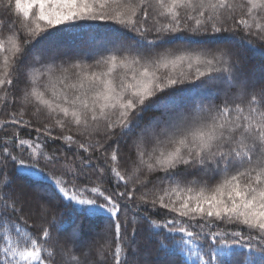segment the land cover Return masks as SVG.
<instances>
[{
  "label": "trees",
  "instance_id": "obj_1",
  "mask_svg": "<svg viewBox=\"0 0 264 264\" xmlns=\"http://www.w3.org/2000/svg\"><path fill=\"white\" fill-rule=\"evenodd\" d=\"M133 3L138 0H132ZM232 3V0H228ZM14 3V1H13ZM242 3L244 0H236L235 15L239 16ZM154 11L149 20V27H160L166 22L165 17L158 15L159 6L153 0ZM111 10H119L116 5L109 6ZM185 9H181L183 16ZM264 14V13H262ZM255 12L250 19L257 20L259 25L264 26V18H255ZM21 15L13 13L12 19L15 21L16 29L25 39H30L29 28L35 29L32 26H27L25 19ZM249 17H247L248 20ZM230 31L223 34L221 39L236 40L233 42V47L230 55H225L224 58L232 63H240V57L234 55L239 47H242L249 52L255 51V59H248L245 68H235L240 77L248 82V84L256 81L254 76V67L260 65L264 70V41L256 40L251 46L247 40H241L245 36L244 28H239L237 31H231V21L228 22ZM139 26V25H137ZM11 25L8 24V18L3 17L0 23V40L5 42V51L0 52V78L4 77V73L11 72L14 84L11 91L6 90V85L0 87V147L7 145L9 149L13 148V139L18 137L27 141L24 146L26 151L20 152L17 149L13 154L18 156L17 161L13 162L9 158L7 164L3 158H0V168L3 169L2 176H0V204H4V197H14L15 191L28 194L31 199V194L42 198L44 201V208H47L46 217H40L39 212L31 202L17 203L18 208L23 209V213L17 212L13 216H8L6 213H0V250L11 245L18 250L29 248L31 240L37 239L40 245L45 249L42 255L47 258L48 252L54 253V257L48 261V264H83L85 260L88 264H92L93 260L102 262V264H114L115 247L119 243L121 247L120 257L127 261V264H206L207 255L211 252L210 245L213 239H217L216 255L220 256L223 264H261L264 261V241L258 238L252 239L249 230L235 221L225 220L220 223V227L214 228L212 231L220 234L213 237L208 228L203 229L204 234H208L207 242L204 241L203 236L200 240L194 238L190 240L189 244L185 245L182 239H189L180 233L169 234L167 227L161 230L159 227H153L151 222L145 223L144 217L150 216L155 220L157 225L165 224L167 218L175 217L177 220L185 221L182 226L187 227L192 223L191 220L178 216L174 212H170L167 208H161L159 202L154 206L152 200L159 195H165V203L171 204L177 197L186 199L189 195H196L203 193L204 196H212L216 194V190L224 184L225 179H230L231 170L228 173H215L207 171L204 167L198 166L195 169L184 171V166L179 165L177 169L176 181L169 184L167 181L163 182V188L167 189V194L161 191L162 182L157 177H162L163 172L149 171L148 165L155 164L156 157L161 152L165 155L177 146L173 141L178 137H162L157 134V126L155 123H164L166 121V111L161 105L165 104L170 110L178 107L185 112L181 117L189 116L187 112L191 111V116H199L201 110L207 111L216 105L223 103L225 93L221 81H212L208 83L196 81L191 79L196 73L197 65L193 64L191 68L186 66L178 67L177 74L174 77H189L184 83L178 85L176 88H170L164 92L157 93L153 101L155 103L149 104L147 107L141 106L143 109L137 117V126L130 134L131 138H136L135 144L130 145L128 141L127 146L121 145L119 160L116 164L111 161V151L106 155H101L100 152L94 149L85 153L83 149L78 147V144H72L62 139H52L44 136L43 133H37L35 126L44 127L48 125L53 131L54 135L58 137L72 135L77 136V129L72 124L71 120L65 121V127L61 130L59 124L50 118L48 110L41 106V111L37 112L35 108V101L33 104L24 105L20 101V96L25 90L29 93L32 87L40 92H45V98L51 96V88L59 89L63 92L64 86L58 83L59 79L68 77V82L77 81L78 78L74 75L77 69L73 65L79 64L82 66L81 71L88 73L96 72L98 74L106 72L110 64L103 63V60L109 56L115 55L117 57L116 67L113 69L110 79L113 86L120 88L121 82H131V77L135 73L143 70L145 67L158 68L161 70L164 64V58H161L162 53L167 50H173L178 45L168 43L167 40L158 47L155 51L149 53L146 43L141 40L135 32L129 31L127 27L122 26L113 21H88L78 22L70 25H60L55 29H45L44 32L35 36L28 46L25 53V58L21 61V66L13 72V61L16 57L14 48L10 51L8 46L9 29ZM59 30V36L53 37L52 32ZM115 33V36L111 35ZM149 38L152 33H147ZM15 39L20 47V41L16 38L15 33H12V40ZM141 42L139 49L134 51L126 50L119 46L120 43L129 45L131 43ZM47 43L48 47L55 45L63 49H70L72 47L85 48L87 45L97 46L103 44V51L89 52L84 55H77L69 53L68 51L58 55L53 60L44 59L42 51L37 50L38 46ZM46 46V47H47ZM196 49V45L192 46ZM211 50L213 52L227 51L220 43L212 44ZM182 54V50L175 51ZM256 52H259V56ZM32 58L34 63H29V58ZM167 59V58H166ZM7 60V63L5 61ZM139 61L135 63L134 61ZM97 61H102L97 64ZM123 62V63H122ZM256 64V65H254ZM141 65H145L143 68ZM88 66V67H84ZM206 70V65H200ZM27 69V72H25ZM63 69H68V72H63ZM51 70L54 74L50 77H41L40 73ZM177 70V69H176ZM39 71V72H38ZM262 76L261 72H256L255 75ZM25 75L27 76V83L32 87L25 89ZM164 81L165 79H161ZM120 82V83H119ZM102 86L97 85V88ZM264 85L257 86L259 90ZM229 92V90H228ZM223 94V95H222ZM69 97L73 95L71 90L68 91ZM229 96L231 93L229 92ZM16 98L13 103V98ZM31 98V97H30ZM111 110H109L110 112ZM175 111V110H174ZM20 112H24L21 117ZM170 113V111H169ZM167 113V114H169ZM22 119L32 127L14 125L11 123L12 117ZM115 119V116L112 117ZM155 122L154 126L152 123ZM99 135H93L91 139H86L83 136L79 140L86 146L95 145L97 142L113 144L115 137L105 139L104 137V120L99 122ZM141 129L146 130L143 138H141ZM119 131V129H117ZM138 135V136H137ZM145 140V141H144ZM18 143V140H17ZM39 143L40 147L36 145ZM115 145L113 144V147ZM139 153H143V162L137 158ZM24 158L25 165L21 167L19 158ZM45 156L49 159H45ZM51 157H55L59 164L53 166ZM129 157H131L129 159ZM116 166L122 175L128 180L127 190H131L133 182L137 176L141 180L147 178L151 181L147 187L141 184H135L136 191L131 202L127 197L119 198L115 193L125 191L122 182H119L115 174L111 172V168ZM214 168L215 166H211ZM32 171H35L33 174ZM37 171V174H36ZM63 171L65 174L60 175ZM53 173H57L56 178H53ZM245 178H241L243 182ZM59 181L57 183L56 181ZM118 183L120 186L118 187ZM61 186L67 189L69 197L75 195L78 199L94 198L97 202H103V197L112 195L114 199H118L121 205V213L119 222L121 225H127L122 228L120 237L115 235L114 222L111 221L109 215L104 211L97 210L93 214H88L83 211V206L74 201L65 198L60 192ZM179 188V192H174L173 189ZM92 188H97L98 191L93 193ZM191 188V193L188 189ZM222 199H227V188L222 189ZM30 194V195H29ZM147 196V200L141 199L142 196ZM11 203V200L7 201ZM207 207V204H204ZM208 219V218H206ZM33 220L37 221V225H33ZM44 221V226L49 227V236L44 237L43 232H37L36 228ZM201 223L203 221H200ZM213 223H217L213 221ZM91 228L96 232V235L89 240L88 244L82 245V248L76 249L70 238L67 236L71 230L75 232V237L87 239L91 234ZM19 229V232H17ZM133 230L135 233L133 235ZM200 231V229H197ZM243 231L244 235L238 237L240 241L250 240L251 248L247 245L240 247H227L233 241V232ZM226 235L227 239L223 236ZM28 237L26 240L25 237ZM165 237H168L167 239ZM131 239V243H130ZM91 253V255H89ZM75 257V259H73ZM201 257H204L202 262ZM3 260V253L0 251V261ZM16 264H36L31 260H24L17 257Z\"/></svg>",
  "mask_w": 264,
  "mask_h": 264
},
{
  "label": "snow or ice",
  "instance_id": "obj_2",
  "mask_svg": "<svg viewBox=\"0 0 264 264\" xmlns=\"http://www.w3.org/2000/svg\"><path fill=\"white\" fill-rule=\"evenodd\" d=\"M28 3L35 8V11L31 13V16L34 17L32 23L35 24V34H33V29L29 28L30 39H25L16 29L12 15L14 11L22 12L27 21L29 19L28 8H22L21 0H15V3L13 0H0V23H2L3 17H7L8 24L11 25L7 42L12 44L16 53L13 72L21 66L28 44L45 29H55L60 25L67 26L78 22L113 21L140 36L141 40L146 43L149 53L155 51L166 40L168 43L178 45L182 49V54L176 55L169 63L175 66L187 62L189 68L193 64L197 65L196 73L191 79L201 81L203 78L202 82L204 83L221 81L228 85L231 96H229V92H226L222 104L207 111L202 109L199 116L181 117L163 130L165 136L171 134L173 137H178L173 141L177 146L174 151L166 155L161 152L156 157L155 164H149L148 168L150 172L164 173L157 179L162 182L161 191L165 194H167V189L163 188V182L167 181L172 184L176 181L179 165L184 166L185 172L198 166L215 173H228L231 170L230 179H225L224 184L212 196L197 193L194 196L189 195L186 199L177 197L171 204L165 203V195L156 196L152 200L154 209L159 202L161 208H167L170 212L191 220L192 223L187 227L182 226L185 221L177 220L175 217L167 218L163 225H157L150 216H145L144 222H151L153 227H159L161 230L167 227L169 234L180 233L187 236L189 239L181 241L185 245L189 244L193 238L200 240L202 236L207 242L208 234L203 233L204 228H208L213 237L219 236L220 234L212 230L220 227V223L225 220L238 222L249 230L252 239L258 238L264 241V87L257 90L234 71L236 65L224 58L226 54H231L233 42L227 38L221 39L224 33L230 31L228 22L231 21V31L235 32L241 27L244 28L245 36H242L241 40H247L250 46L256 40L264 41V26L249 24L247 20V17L253 15V12L256 16L264 18V14L257 9L255 0H247L246 3H242L239 16L234 14L236 0H232V3H229L228 0H155V4L161 9L158 15L165 17L166 22L154 29L149 27L148 23L154 11L153 0H138L136 3H133L132 0H28ZM110 5H116L119 10H111ZM259 7L264 8V0H261ZM182 8L185 9L183 16ZM149 32L152 33L151 38L147 35ZM12 33H15L23 47L13 42ZM60 34L59 30L50 33L53 37ZM217 43L222 44L227 51L213 52L211 45ZM193 45L197 46L196 49L192 47ZM2 51H5V42L0 40V52ZM101 62L97 61V64ZM116 62L115 55L103 60V63L110 64V67L106 72L100 74L81 71V65H73L72 67L77 69L74 75L78 80L69 83L66 76L59 79L58 83L64 86L63 95L52 90L51 96L47 99L44 91L38 92L35 87L27 83L25 75V89L32 87V90L30 93L27 90L23 92L20 96L21 103L29 105L33 104L34 100L37 112L41 111V106L46 108L50 118L59 124L62 131L65 121L70 119L77 129V136L58 137L53 134L48 125L35 126L36 132L43 133L44 136L52 139L62 138L69 143V146L78 144V147L85 153L94 149L101 155H106L111 151V161L116 164L119 160L121 140L126 142V138L137 126V117L143 110L141 106L147 107L149 104L155 103L156 101L150 98L167 89L176 88L189 79L181 74L180 77L169 76L162 81L159 76L145 67L138 75L135 73L132 75V82L122 83L118 91L110 79ZM134 62L139 63L138 60ZM200 65H206V70L199 67ZM163 66L167 67V64ZM62 71L66 73L68 69ZM51 74V70L40 73L41 77H50ZM4 77L6 78H0V87L6 85V90L11 91L14 84L12 73H4ZM97 85L102 87L97 88ZM69 90L73 92L71 97L68 95ZM15 100L14 97L13 103ZM109 110L111 111L109 112ZM24 114V112H20L19 115L23 117ZM113 115L115 119L112 118ZM100 120L105 121L103 129L105 139L116 138L113 141L114 147L113 144L106 145L99 141L95 145L86 146L79 140L80 136L91 139L93 135H99L98 122ZM11 123L21 127L33 126L22 119H16L15 116L12 117ZM144 134L145 130L141 129V138ZM26 143L27 141L24 139L14 138L12 149H9L6 144L0 147V158H3L5 164L9 158L13 162L17 161L18 156L13 153L17 149L20 152L26 151L24 147ZM36 147H40L39 143ZM137 158L142 163L143 153H139ZM45 159H49V157L45 156ZM50 159L54 167L59 164L55 157ZM19 164L21 167L26 166L22 156L19 158ZM213 165L214 168L211 167ZM111 172L126 189L115 193V196L121 199L127 197L129 202L136 191L135 184L147 187V184L151 182L147 178L141 180L137 176L129 191L127 190L128 180L118 168L113 166ZM2 173L3 169L0 168V176ZM59 174L64 175L65 173L61 171ZM56 176L57 173H53L54 179ZM241 178H245L243 182H241ZM56 182L59 183L58 180ZM224 188H227L226 200L222 199V189ZM91 191L95 193L98 189L92 188ZM173 191L179 192L180 189L177 187ZM191 191L192 189L189 188L188 192L191 193ZM60 192L65 198L83 206L82 210L88 214H93L97 210L106 212L114 222L117 238L120 237L122 228L127 227L119 222L121 205L119 200L114 199L112 195L104 196L103 202L98 203L94 198L78 199L75 195L69 197L67 189L63 186H61ZM141 199L147 200V196H142ZM9 200L11 203H7ZM4 201V204H0V213H6L8 216H13L17 212L23 213V209L17 207V198L5 196ZM205 203L207 204L206 208L204 207ZM39 215L42 218L46 217L47 208L41 210ZM213 221L217 223L214 224ZM33 225H37L36 220H33ZM49 229L50 226L45 227L44 221L41 220L36 231L38 233L42 231L43 236L48 237ZM134 233L135 230H133V235ZM243 235V231L233 232L232 243L225 246L232 247L238 244L240 247L247 245L251 248L250 240L240 241L238 239ZM223 238L227 239V236L224 235ZM25 239L27 240L28 237L26 236ZM217 243L218 240L213 239L206 264H223L220 256L215 254ZM0 251L3 253V260L0 261V264H16L17 257L34 261L36 264H48V261L54 257L52 252H48L47 258L42 255L45 249L37 239L31 240L30 247L23 250L9 245ZM120 252L121 247L117 243L114 264H127V261L120 257ZM201 260L203 262L204 257H201ZM83 264H88V261L85 260ZM92 264H102V262L93 260ZM261 264H264V261Z\"/></svg>",
  "mask_w": 264,
  "mask_h": 264
},
{
  "label": "rangeland",
  "instance_id": "obj_3",
  "mask_svg": "<svg viewBox=\"0 0 264 264\" xmlns=\"http://www.w3.org/2000/svg\"><path fill=\"white\" fill-rule=\"evenodd\" d=\"M13 1L15 3V0H13ZM244 1L247 2V0H244ZM255 2L257 4V9L261 13H264V8H260L259 7V5L261 3V0H255ZM21 6H22V8L27 7L28 8V11H29V19L27 21L25 20L26 25L27 26H32L35 29V24L32 23V21L34 20V17L31 16V13L33 11H35L34 6H30L29 3H28V0H21ZM14 13H17V14L21 15L22 17H24L22 12H16V11H14ZM255 18H258V16L255 15ZM23 19H25V18H23ZM253 19H250V17H249L248 18V23L249 24H259V22L257 20H253ZM111 35L112 36H115V33L114 32H111ZM229 41L234 42L236 40L229 39ZM13 42L16 43L15 39H13ZM16 44H18V43H16ZM47 45L48 44L45 43L43 45L38 46V48H37V50L42 51V57L44 59H46V61L55 59L58 55L63 54V52H65V51H68L69 53H72V54L77 55L76 57H79L80 55H84V54L89 53V52H91V53L92 52H98V51L101 52L104 49V46H102L103 44H98L97 46H93V45L90 44V45H87L85 48L72 47L70 49H63L61 47L59 48V47H56L54 44L51 45V46H49V47ZM8 46L11 48L10 49V51H11L12 48H13L12 47V44H9L8 43ZM119 46L122 47V48H125L126 50L134 51L135 49H139L140 48L141 42L138 41L136 43H131L129 45H124V44L120 43ZM180 50H182V49L177 47L176 49H173V50L172 49L171 50L169 49V50L165 51L164 53H162L161 58H164L165 59V60H163V62L168 63L167 64V67H164L163 66L161 70H158V68L152 69L150 67L149 70L152 71V72H154L161 79H165L166 80V78L169 77V76L174 77L173 74H177L180 67L186 66L185 65L186 62H184L183 64H177L175 66L172 65L171 63H169V61L171 59H173L176 55H180V54H178V53L175 52V51H180ZM256 53H257L258 56L260 55L259 52H256ZM254 54H255V51L249 52L248 50H246V49H244L242 47H239L238 50H237V52L232 55L233 57H234V55H238L240 57V60H239L240 63H239V65H237V63L234 62V64L236 65V68L239 69L238 66H240L241 68H245L248 59H255ZM32 62L34 63L33 59L30 57L29 58V63L32 64ZM254 65H256V64H254ZM144 66L145 65H141L142 68ZM262 68L260 67V65H257V66L254 67L255 73L257 71L262 73V76H259V74L258 75H255V73H254V76L256 77V79L261 80V81L252 82L249 85L254 86L255 88L257 86L264 85V70ZM202 69H204V68H202ZM139 72H137V75H138ZM52 75H54V74H52ZM239 76H240V74H239ZM122 83L127 84L128 82L127 81L126 82L125 81L124 82H121L120 83V87H121V84ZM222 88H223V90H225L227 92L229 90L228 85L226 83H224V82H223ZM51 90H54V88H51ZM58 90L59 89H57V90L55 89V91L57 92V94H59V95L62 96L63 95V92H59ZM117 90L119 91L120 88H118ZM154 97H152L150 99L153 100ZM161 107H163L164 108V111H166V116H165L166 117V121H164L163 124L162 123H158V122L157 123L153 122L152 125L154 126L156 124L157 129H158L157 130L158 131L157 132L158 135H160L162 137H169V136H171V134H169L168 136H165L163 134V130L165 128H167L169 126V124H171L172 122H174V121L178 120L179 118H181L182 114L185 111L182 110V109H180V108H178V107L170 110V108L167 107L166 103L163 104V105H161ZM169 111H170V113H169ZM190 112H191L190 110H189V112H187V115L189 114V117L191 116V113ZM167 113H169V114H167ZM145 134H146V130H145ZM171 137H173V136H171ZM130 138H131V135H129L126 138V142H125V140H121V145L127 146L128 141H130V145L135 144V141H136L135 139L136 138L134 137L131 140H130ZM31 172L33 174H35V171H32L31 170ZM36 174H37V171H36ZM13 196L15 198H17L18 203H21V204L24 203V204H26L27 202H31V204H33V206H35L37 208V210H38L39 213L41 212V210L44 209L43 203H44L45 200H43L42 198H39L38 196H35L34 194H31L30 195L31 196V199H29L28 194H24L23 192L18 193L17 191H15L14 194H13ZM67 234H68L67 236L70 238L71 243H73V245L75 246L76 249H79V248H82V245L88 244L89 240L92 239L93 236L96 235V232L91 228V234L85 240L84 239H81L79 237H75V232H73V230H71Z\"/></svg>",
  "mask_w": 264,
  "mask_h": 264
}]
</instances>
